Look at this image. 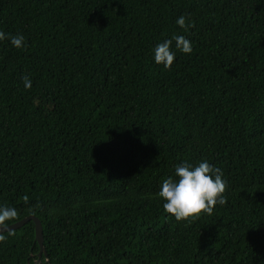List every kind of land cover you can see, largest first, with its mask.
Returning <instances> with one entry per match:
<instances>
[{"label": "trees", "instance_id": "1", "mask_svg": "<svg viewBox=\"0 0 264 264\" xmlns=\"http://www.w3.org/2000/svg\"><path fill=\"white\" fill-rule=\"evenodd\" d=\"M0 31V226L38 218L41 264H264V0H0ZM202 159L225 203L177 220L160 183ZM0 236L37 263L34 221Z\"/></svg>", "mask_w": 264, "mask_h": 264}, {"label": "clouds", "instance_id": "2", "mask_svg": "<svg viewBox=\"0 0 264 264\" xmlns=\"http://www.w3.org/2000/svg\"><path fill=\"white\" fill-rule=\"evenodd\" d=\"M175 24L185 32L192 27V22L183 14L176 18ZM5 39L15 48L26 46L25 38L20 33L9 34L0 31V40ZM192 50V42L186 36L174 34L170 39H164L155 45L152 58L156 64L169 68L176 58V51L191 54ZM23 83L26 89L31 87V79L28 76L23 77ZM225 190L226 181L222 170L202 159L197 164L187 161L177 164L173 174L161 181L157 195L163 201L165 212L181 220L201 212L210 214L215 205L225 203ZM15 215L14 209L0 206V225ZM2 239L4 237L0 236V240Z\"/></svg>", "mask_w": 264, "mask_h": 264}, {"label": "water", "instance_id": "3", "mask_svg": "<svg viewBox=\"0 0 264 264\" xmlns=\"http://www.w3.org/2000/svg\"><path fill=\"white\" fill-rule=\"evenodd\" d=\"M29 221H34L35 223V241L40 246V252L38 254L39 260L37 262L40 263V258L42 257L43 254L46 255V250L44 247L43 227H42L41 221L38 218H36L35 216H28L15 224H12L9 226H0V234L8 232V231L17 230L23 227Z\"/></svg>", "mask_w": 264, "mask_h": 264}, {"label": "rangeland", "instance_id": "4", "mask_svg": "<svg viewBox=\"0 0 264 264\" xmlns=\"http://www.w3.org/2000/svg\"><path fill=\"white\" fill-rule=\"evenodd\" d=\"M37 264H39V263L37 262Z\"/></svg>", "mask_w": 264, "mask_h": 264}]
</instances>
